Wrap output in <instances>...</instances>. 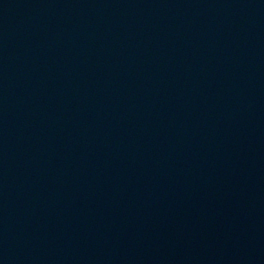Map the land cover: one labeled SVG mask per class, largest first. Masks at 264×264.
<instances>
[{
    "label": "water",
    "instance_id": "water-1",
    "mask_svg": "<svg viewBox=\"0 0 264 264\" xmlns=\"http://www.w3.org/2000/svg\"><path fill=\"white\" fill-rule=\"evenodd\" d=\"M0 264H264V0H0Z\"/></svg>",
    "mask_w": 264,
    "mask_h": 264
}]
</instances>
